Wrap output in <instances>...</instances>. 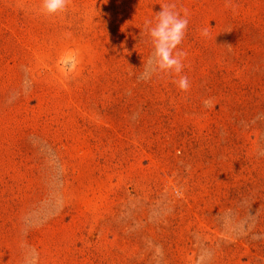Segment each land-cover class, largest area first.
<instances>
[{
	"label": "rangeland",
	"instance_id": "374dc122",
	"mask_svg": "<svg viewBox=\"0 0 264 264\" xmlns=\"http://www.w3.org/2000/svg\"><path fill=\"white\" fill-rule=\"evenodd\" d=\"M40 6L0 0V264H264V0Z\"/></svg>",
	"mask_w": 264,
	"mask_h": 264
},
{
	"label": "clouds",
	"instance_id": "9594fccd",
	"mask_svg": "<svg viewBox=\"0 0 264 264\" xmlns=\"http://www.w3.org/2000/svg\"><path fill=\"white\" fill-rule=\"evenodd\" d=\"M71 0H41L40 13L45 17H54L67 10ZM161 11L152 19L144 22L146 32L152 47L150 61L161 73L174 74L178 77L177 83L181 91H187L189 81L186 75H182L184 69L183 59L186 53L179 50L188 26V10L183 14L176 10L174 3L164 4ZM207 35L205 29L202 33Z\"/></svg>",
	"mask_w": 264,
	"mask_h": 264
}]
</instances>
